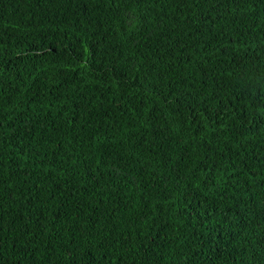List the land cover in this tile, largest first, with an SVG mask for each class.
<instances>
[{"label": "trees", "instance_id": "1", "mask_svg": "<svg viewBox=\"0 0 264 264\" xmlns=\"http://www.w3.org/2000/svg\"><path fill=\"white\" fill-rule=\"evenodd\" d=\"M0 264H264V0H0Z\"/></svg>", "mask_w": 264, "mask_h": 264}]
</instances>
